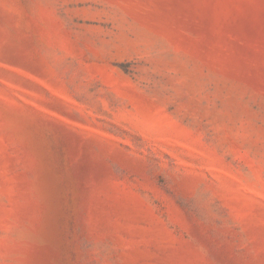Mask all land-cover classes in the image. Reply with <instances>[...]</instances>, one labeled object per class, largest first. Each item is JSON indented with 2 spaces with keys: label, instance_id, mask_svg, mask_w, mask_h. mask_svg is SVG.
Here are the masks:
<instances>
[{
  "label": "rangeland",
  "instance_id": "374dc122",
  "mask_svg": "<svg viewBox=\"0 0 264 264\" xmlns=\"http://www.w3.org/2000/svg\"><path fill=\"white\" fill-rule=\"evenodd\" d=\"M0 264H264V0H0Z\"/></svg>",
  "mask_w": 264,
  "mask_h": 264
}]
</instances>
